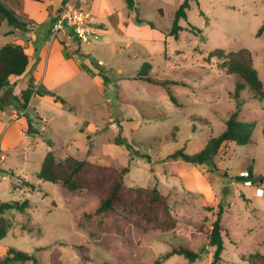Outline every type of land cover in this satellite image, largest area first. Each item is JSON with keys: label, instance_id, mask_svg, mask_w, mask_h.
Wrapping results in <instances>:
<instances>
[{"label": "rangeland", "instance_id": "1", "mask_svg": "<svg viewBox=\"0 0 264 264\" xmlns=\"http://www.w3.org/2000/svg\"><path fill=\"white\" fill-rule=\"evenodd\" d=\"M122 1V16L131 24L127 35L101 17L96 23L102 27L88 19L94 32L88 42L74 41L80 48L77 58L98 77L81 75L56 86L54 94L66 104L65 117L49 123L53 111H60L41 102L39 113L48 123L35 121L37 141L30 137L35 134L25 133V145L1 151L0 203H16L20 209L0 213L9 225L0 240V257L5 247L41 264H191L179 255L166 258L182 246L199 254L193 264H211L214 248L208 236L221 205L226 232L219 264H250L252 254L264 255V99L247 90L236 98L240 80L210 55L248 49L264 85V30L259 35L264 0L192 1L178 39L160 34L169 33L182 0H132L133 8ZM7 27L0 15V40H12L2 35ZM69 107L90 121L83 132L68 122ZM235 111L238 120L255 122L249 144L228 142L211 165L171 158L179 150L202 151ZM96 113L101 114L97 122L91 121ZM50 145L57 160L70 155L126 169L125 185L156 187L168 198L176 229L142 231L113 213L96 214L99 199L86 190L71 192L39 180ZM201 183L209 188L200 189Z\"/></svg>", "mask_w": 264, "mask_h": 264}, {"label": "trees", "instance_id": "2", "mask_svg": "<svg viewBox=\"0 0 264 264\" xmlns=\"http://www.w3.org/2000/svg\"><path fill=\"white\" fill-rule=\"evenodd\" d=\"M195 0H182L175 11L172 27L166 36L179 38L183 27L181 21H187V12L190 3ZM127 5L134 7L132 0H127ZM0 15L7 20L10 26L23 25L20 18L5 4L0 2ZM138 23L143 20L136 17ZM264 27L259 30V35ZM224 61L223 65L229 75L236 76L240 82L235 90L236 98L240 97L241 90H247L253 94L257 100L264 99V85L258 76V72L253 66L252 54L248 49H241L237 52L217 50L210 55ZM29 66V57L24 48L16 44H6L0 48V90L9 86L11 77L22 76ZM144 66H148L144 65ZM147 77V76H146ZM145 77V78H146ZM148 81H152L147 78ZM35 93L40 96L50 94L55 96L57 101L65 103L63 99L44 89L35 90L31 85L23 91L21 98L22 108L28 104L30 96ZM29 125L32 126L31 121ZM255 128V122L238 120V112H233L226 121L225 130L216 137H211L204 149L195 154H187L182 150L171 156L173 159H181L184 162L195 165H211L220 149L228 142L237 145H247L251 142ZM264 138V128H263ZM116 141L125 145L117 137ZM127 147V146H126ZM126 169L118 170L112 166L98 165L87 160H79L74 157H66L57 160L52 152H47L37 177L41 181L52 182L62 185L71 192L86 190L99 199V206L95 210L96 214L113 213L134 227L142 231L168 232L176 229L177 221L172 215L168 198L156 187H129L124 183ZM248 179L254 178L252 169L248 170ZM33 188V186H31ZM20 206L16 203H0V213ZM223 207L219 205L217 219L213 222L208 236L209 245L214 248L211 264H219L224 251L223 233L226 232L221 223ZM9 229V225L4 220H0V240H2ZM171 255L183 256L191 264L199 258V254L186 247L179 246L173 248L166 258ZM31 261L34 264H41L33 256L9 248L6 254L0 257V264H17ZM250 264H264V255L252 254L249 256ZM159 264V262H156ZM110 264V263H104Z\"/></svg>", "mask_w": 264, "mask_h": 264}, {"label": "crops", "instance_id": "3", "mask_svg": "<svg viewBox=\"0 0 264 264\" xmlns=\"http://www.w3.org/2000/svg\"><path fill=\"white\" fill-rule=\"evenodd\" d=\"M0 2L11 9L23 24L12 27L5 19L8 27L2 32V35L12 37V40H0V48L6 44L20 45L29 57V66L26 72L20 77H11L9 86L0 90L1 106L6 105L8 107L6 111L5 108L0 107V151H2L25 145V138H27V136H24L25 133L32 132L36 135L35 137L30 136L32 141H37V137L40 136L37 132L40 129L35 127V121L44 118L39 113L41 102L44 101L60 111V113L53 111L48 119L49 123L63 116L65 117L63 109L66 104L57 101L55 96L50 94L40 96L33 93L27 106L22 108L23 101H19V99L23 91L30 85L35 90L41 88L54 94L56 86L75 79L80 80L81 75H86L90 79H95L98 76L94 72L95 69L93 70L90 65L77 58L76 52L80 48L74 46V37H70L67 32L62 31L53 36L52 28L58 14L61 12L62 0H0ZM87 5L89 6V20L93 25L104 26L103 23H96L97 18L103 17L113 20L124 36L127 35V32H130L131 24L129 25L121 13V8L124 6L122 0H88ZM105 31L108 32V29ZM160 36L161 39L167 37L162 34ZM84 55L89 56L85 53ZM69 111L67 115L68 122L83 132V126H88L90 121L84 120L82 116L79 117L77 110L73 111L69 107ZM97 115L100 116L101 114L96 113L93 115L94 117H89V119L97 122L95 120ZM30 121L32 126L29 125ZM39 128L42 129L44 126ZM68 138L71 143L80 144L78 142L80 140L70 136ZM50 144L54 145L55 143L52 141ZM52 146L50 145L47 152H52ZM91 155L93 156V154ZM66 157L72 156L67 155ZM66 157H63V159ZM207 188H209L207 183H201L200 189L205 190ZM7 250L4 247L2 254L5 255Z\"/></svg>", "mask_w": 264, "mask_h": 264}, {"label": "built area", "instance_id": "4", "mask_svg": "<svg viewBox=\"0 0 264 264\" xmlns=\"http://www.w3.org/2000/svg\"><path fill=\"white\" fill-rule=\"evenodd\" d=\"M62 2L61 12L58 14L52 28L53 36L62 31L67 32L70 37H74L81 43L88 42L91 35L94 34L88 27L89 13L84 10L88 0H62ZM40 121L46 123L45 118H41ZM1 158L0 151V160Z\"/></svg>", "mask_w": 264, "mask_h": 264}, {"label": "water", "instance_id": "5", "mask_svg": "<svg viewBox=\"0 0 264 264\" xmlns=\"http://www.w3.org/2000/svg\"><path fill=\"white\" fill-rule=\"evenodd\" d=\"M258 178H256V180H257Z\"/></svg>", "mask_w": 264, "mask_h": 264}]
</instances>
